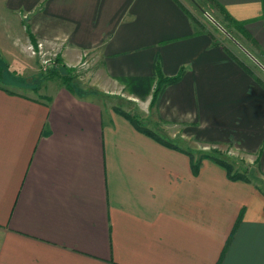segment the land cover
Instances as JSON below:
<instances>
[{
  "label": "crops",
  "instance_id": "1",
  "mask_svg": "<svg viewBox=\"0 0 264 264\" xmlns=\"http://www.w3.org/2000/svg\"><path fill=\"white\" fill-rule=\"evenodd\" d=\"M214 2L264 53V0ZM38 43L70 67L94 60L103 94L121 78L157 83V61L164 77L182 71L143 116L183 142L260 154L264 172V86L180 0H0V56L32 58ZM44 91L0 85V264H264L255 180L212 160L194 174L177 133L162 130L177 149L162 144L101 93Z\"/></svg>",
  "mask_w": 264,
  "mask_h": 264
},
{
  "label": "rangeland",
  "instance_id": "2",
  "mask_svg": "<svg viewBox=\"0 0 264 264\" xmlns=\"http://www.w3.org/2000/svg\"><path fill=\"white\" fill-rule=\"evenodd\" d=\"M181 3H183L192 13L193 18L196 19V21L199 23L200 28L207 32L208 35L212 38V40L215 42V44H220L223 46L226 50L232 51L235 56L238 57L239 60H237L240 63H245L248 65V67L251 69V71L254 74V78L259 82L260 84H263L264 86V70L260 68L237 44L236 42L228 36L223 30L218 28L206 15V12L212 15V17L217 20L220 25L225 29L228 28L232 33V37L240 44H242L247 51H249L260 63L261 61L264 62V53L254 45L249 39H246L244 36H242L240 33H238L236 30H232L228 27L227 23L224 22L222 19V16L219 11L213 7L212 4L209 3L207 0H180ZM25 26H27V23L25 22ZM227 32V31H226ZM231 35V34H230ZM11 55L9 58H5L0 56L2 60L5 61V63L10 68L11 72H14V75H12V78L9 79L10 83L1 85L6 86L9 88L16 89L17 91L21 92H27L30 95L38 96L39 93L43 94L45 93L44 89H49L51 86L55 85H62L61 80L59 79H53V80H45L41 81L39 83H33L35 79L40 76V73L47 69L51 68L54 65L56 56H50L46 55L44 57L37 55L33 56L32 58H28L24 55L23 52L17 51L15 53H10ZM88 60V59H87ZM92 61V62H90ZM90 62V63H89ZM88 63L91 65L89 67V64L87 67H74L78 70V78L75 82L77 84H80L82 87H88V91H96L97 93L99 90H97L100 87H97V81L102 83V80H105V76L101 74H97L94 72L95 69L93 66L94 60H88ZM262 64V63H261ZM263 65V64H262ZM89 71H93V73H89ZM34 77L29 78V77ZM30 79L28 83L25 84V79ZM258 79L260 81H258ZM24 81V83H23ZM118 83L116 85H113V88H115L117 91L113 92L112 94H103L107 96L108 100H115V105L118 107H124L132 110L133 116H138L140 119V122L142 125L147 128L148 130L152 131V133H155L157 136H165L164 139L169 140V138H166L167 132H163L162 130H168V132L177 133L176 137L174 138V141L177 145H183L186 148H189L188 151H186L188 154H192L195 161L204 159L205 156L211 155L218 158H223L227 160H231L234 164V173H240L243 176H246L247 178L253 179L256 181L259 189L264 194V172L261 171L259 167V159L260 154L257 155H245L243 156V152H239L242 154H238V151L236 152L233 150V146L228 147L229 151H222L221 148L217 146H206L208 145L207 141H203L202 139H199L197 137H191L184 140L179 139L180 138V132L182 133L183 128L180 126H174L173 124H161L162 128H159V125L152 121L151 119L145 118L143 115L146 114V112L149 111L154 106L152 105L153 101V94L156 87V83H154L153 87L150 89V93L148 95L137 97L136 95L131 94L130 87L131 85L126 86L123 83ZM100 85V84H99ZM135 93V92H134ZM130 98L131 101H128ZM114 102V101H113ZM139 112V115H138ZM156 124V125H155ZM157 133V134H156ZM162 138V137H159ZM181 140V141H180ZM171 141V140H169ZM173 141V139H172ZM227 156V157H226ZM228 161V160H227ZM251 167H253L252 170Z\"/></svg>",
  "mask_w": 264,
  "mask_h": 264
},
{
  "label": "trees",
  "instance_id": "3",
  "mask_svg": "<svg viewBox=\"0 0 264 264\" xmlns=\"http://www.w3.org/2000/svg\"><path fill=\"white\" fill-rule=\"evenodd\" d=\"M209 1L215 4V7H217L218 11L223 15V18H224V20L227 23L229 28H231L232 30H236L238 33H240L246 39H250V36L246 30V26L244 23H240V22L235 21L225 11V9H223L219 4L215 3L214 0H209ZM193 20L195 21V23L199 24L196 21V19L193 18ZM225 30L229 34H231V36L233 35V33L228 28L226 29V27H225ZM236 41L238 42V40H236ZM230 54L234 59L238 60L232 53H230ZM261 63L264 66V62L261 61ZM240 64L246 70H248V72L250 74H253L251 69L248 66H246L243 62ZM155 73H156V76L158 77V80H157L156 87H155L154 94H153L152 105L155 104L156 100L158 99V96L162 93L163 88H165L168 85L177 83L181 79V76H182V71H181L180 74L176 77H173V78L164 77L162 74V71H161L160 63L158 61L155 64ZM12 75H14V72H11L10 68L5 63V61L0 58V85L10 83L9 79L12 78ZM77 78H78L77 68L68 66L63 61V59L58 55L57 58L55 59L54 65L51 68H47V69L43 70L40 73V76H38V78L35 79L33 83H39V82L45 81V80L59 79V80H61L62 84L71 92H75L78 94L89 93V91H87V90L84 92L83 90L80 89L79 84H77V82H75ZM119 81L121 83L125 84L126 86L131 85V87H130L131 94L136 95L137 97H139L140 94H141V96L143 95V97L148 95V93H150V89L153 87V85L155 83V79L139 78V77L121 78V79H119ZM258 81H260V80L258 79ZM50 99L51 98H47V100H50ZM118 112L122 113V115H124L137 129L141 130L142 132H144L150 136L157 138L154 133H152L150 130H148L147 128H145L142 125L138 116H132V115L127 114L125 112H120V111H118ZM157 139L162 144H164L168 147L176 148V149L178 148L176 145L173 144V142H171L167 139L159 138V137ZM189 155L191 157L192 169H193L194 174L199 173L202 162L204 160H212V161L216 162L217 164L223 166L227 170V173H228V176L230 179H232V180H244V181L250 180L249 178L241 175L240 173H237V174L234 173V164H233V162H231V160H229V158H227V160H228L227 161L223 158H218V157H214L211 155H207L204 157V159L202 158V160L195 161L193 158V155L192 154H189Z\"/></svg>",
  "mask_w": 264,
  "mask_h": 264
},
{
  "label": "water",
  "instance_id": "4",
  "mask_svg": "<svg viewBox=\"0 0 264 264\" xmlns=\"http://www.w3.org/2000/svg\"><path fill=\"white\" fill-rule=\"evenodd\" d=\"M207 17L221 30H223L228 36H230L236 44L260 67L264 70V66L249 52L247 51L239 42H237L226 30L212 17L206 12Z\"/></svg>",
  "mask_w": 264,
  "mask_h": 264
},
{
  "label": "built area",
  "instance_id": "5",
  "mask_svg": "<svg viewBox=\"0 0 264 264\" xmlns=\"http://www.w3.org/2000/svg\"><path fill=\"white\" fill-rule=\"evenodd\" d=\"M28 49L33 56L40 55V56L44 57L47 55L45 50H44V44L43 43H38L37 45L30 44L28 46Z\"/></svg>",
  "mask_w": 264,
  "mask_h": 264
}]
</instances>
